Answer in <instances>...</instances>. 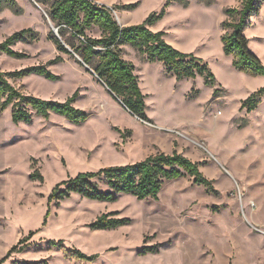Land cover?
I'll use <instances>...</instances> for the list:
<instances>
[{"label":"rangeland","instance_id":"obj_1","mask_svg":"<svg viewBox=\"0 0 264 264\" xmlns=\"http://www.w3.org/2000/svg\"><path fill=\"white\" fill-rule=\"evenodd\" d=\"M16 1L20 12L0 10V42L26 28L38 35L12 46L23 57L0 54V71L62 56L48 66L57 80L30 74L10 81L44 99L66 101L77 93L74 105L88 116L74 122L51 113L15 123L12 106L0 112V260L11 250L0 264H264V233L258 230H264V95L254 110L243 107L264 86V76L239 70L222 42L230 31L223 22L235 20L226 9L240 8L244 0H100L113 8L134 4L113 9L121 25L140 24L165 9L153 30L165 31L167 42L202 58L215 75L213 85L202 75L178 80L163 62L126 46L123 56L135 65L148 121L131 114L76 54L58 49L49 39L57 28L40 5ZM244 33L264 63V2ZM89 34L99 36L96 29ZM173 151L199 162L215 191L186 175L166 181L157 198L120 194L98 201L72 194L48 201L57 183L81 172ZM104 213L130 221L92 228ZM152 246L158 249L142 252ZM75 250L98 257L78 259Z\"/></svg>","mask_w":264,"mask_h":264},{"label":"trees","instance_id":"obj_2","mask_svg":"<svg viewBox=\"0 0 264 264\" xmlns=\"http://www.w3.org/2000/svg\"><path fill=\"white\" fill-rule=\"evenodd\" d=\"M34 1L44 9L57 28V35L51 30L49 39L54 41L58 49L65 53L76 54L84 65L94 71L98 80L106 85L115 98L131 114L142 120H150L146 111V94L135 73V65L123 56L125 45H131L146 55L150 62H163L178 80L202 75L206 84L216 83L214 73L202 58L183 52L167 42L165 31H154L150 28L165 16V9L159 13H151L140 24L121 25L113 9L131 8L134 4L117 5L113 8L97 0ZM263 2L264 0H244L240 8H227L226 14L234 17L235 20L223 22L224 28H230V31L222 36V42L224 52L234 56V65L239 70L251 75L264 76V63L251 50L249 39L244 33L250 15L258 12ZM4 8H10L16 13L21 11L16 0H0V10ZM92 29L99 32L98 37L89 34ZM37 35L38 33L31 28L14 32L0 42V54L23 57L24 54L12 46L19 41L33 40ZM61 61L63 57L58 55L47 65H35L9 72L0 71V112L12 106L11 116L15 123H30L34 116L47 118L51 113L63 115L74 122L86 120L87 112L74 105L77 93L66 101L44 99L21 92L10 81L12 78H21L30 74L57 80L58 76L48 66ZM263 95L264 86L253 92L243 102V107H247L249 111L254 110L260 104ZM200 167L199 162L178 151L158 152L134 163L104 166L95 172H81L69 180L57 183L48 201L51 203L54 200H63L71 197L72 194L98 201H115L120 194H131L138 199L157 198L166 181L186 175L193 177L195 183L205 186L207 190L215 191L212 180L204 175ZM31 177L43 179L39 173L37 175L33 173ZM102 186H105V189H102ZM129 221V218L116 217L114 213H104L90 226L94 229H115ZM58 243L62 244V241ZM157 249V246H152L142 252H155ZM8 254L0 260V263L6 260ZM72 256L92 261L98 257V254L87 255L75 250Z\"/></svg>","mask_w":264,"mask_h":264},{"label":"crops","instance_id":"obj_3","mask_svg":"<svg viewBox=\"0 0 264 264\" xmlns=\"http://www.w3.org/2000/svg\"><path fill=\"white\" fill-rule=\"evenodd\" d=\"M99 3H102L100 0H97ZM103 4V3H102ZM110 6V5H109ZM125 25H129V22H126V23H124ZM152 30L154 29L152 26L150 27ZM126 46H131V45H125L124 46V48L126 47Z\"/></svg>","mask_w":264,"mask_h":264},{"label":"built area","instance_id":"obj_4","mask_svg":"<svg viewBox=\"0 0 264 264\" xmlns=\"http://www.w3.org/2000/svg\"><path fill=\"white\" fill-rule=\"evenodd\" d=\"M258 230H260L261 232H263V233H264V230H263V229H259V228H258Z\"/></svg>","mask_w":264,"mask_h":264},{"label":"water","instance_id":"obj_5","mask_svg":"<svg viewBox=\"0 0 264 264\" xmlns=\"http://www.w3.org/2000/svg\"><path fill=\"white\" fill-rule=\"evenodd\" d=\"M119 22V21H118ZM120 23V22H119ZM94 73V71H92Z\"/></svg>","mask_w":264,"mask_h":264}]
</instances>
